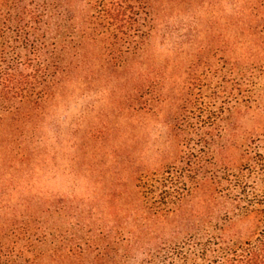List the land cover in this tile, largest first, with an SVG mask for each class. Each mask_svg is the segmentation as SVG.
<instances>
[{
    "label": "trees",
    "instance_id": "16d2710c",
    "mask_svg": "<svg viewBox=\"0 0 264 264\" xmlns=\"http://www.w3.org/2000/svg\"><path fill=\"white\" fill-rule=\"evenodd\" d=\"M65 1L0 0V123L39 117L91 49L93 61L119 67L147 55L161 34L174 37L169 27L161 33L148 0H78V18ZM210 4L212 19L182 27L165 65L143 64L169 87L160 102L181 104L164 153L174 162L137 179V233H104L103 261L135 240L142 264H264V0ZM32 235L28 228L21 251L0 242V264H39L25 257ZM93 247L90 238L87 250L70 252L84 257Z\"/></svg>",
    "mask_w": 264,
    "mask_h": 264
},
{
    "label": "rangeland",
    "instance_id": "374dc122",
    "mask_svg": "<svg viewBox=\"0 0 264 264\" xmlns=\"http://www.w3.org/2000/svg\"><path fill=\"white\" fill-rule=\"evenodd\" d=\"M148 1L159 13L161 33L169 27L173 38L161 34L147 55L119 67L93 61L91 49L88 64L73 69L72 80L39 117L24 119L23 126L0 123V242L21 251L32 228L35 246L25 253L30 261L38 256L39 264H142L145 258L134 240L115 244L111 256L99 259L108 243L104 233L112 228L127 237L137 233L140 175L174 162L164 153L170 149L169 120L181 104L160 102L158 94L166 96L169 87L163 89V78L148 75L143 64L165 65L176 36L185 33L181 28L212 19L207 11L218 0ZM64 4L80 17V1ZM141 70H147L148 83ZM146 104L149 110L142 108ZM192 205L186 201L185 208ZM90 238L97 248L84 257L71 254L87 250Z\"/></svg>",
    "mask_w": 264,
    "mask_h": 264
}]
</instances>
